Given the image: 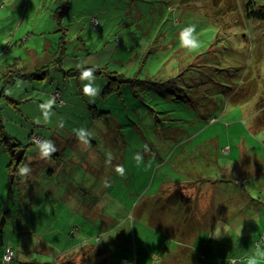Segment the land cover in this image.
<instances>
[{
	"label": "rangeland",
	"instance_id": "obj_1",
	"mask_svg": "<svg viewBox=\"0 0 264 264\" xmlns=\"http://www.w3.org/2000/svg\"><path fill=\"white\" fill-rule=\"evenodd\" d=\"M193 1L180 6L178 16L181 25L196 26L198 50L190 53L180 45L176 27L173 36L165 35L151 47L140 76L154 83L124 84L122 89L127 91L122 97L106 98L101 91L91 102L83 93L86 82L68 78L65 72L86 60L85 67H108L132 77L143 54L135 16L139 6L155 5L152 0H0V77L11 68L14 72L7 77L16 75L17 69L29 73L40 67L50 73L46 79L34 83L28 79L5 92L0 90L1 113L8 119L0 118V128L4 127L8 137L20 140L34 131L31 144L50 139L65 159L72 155L76 141V145L82 144L73 129L85 128L90 133L88 140L94 136L95 114L90 107H95L111 112L127 146L121 148L118 143L110 151L107 174L102 171L103 177L97 180L83 177L86 171L78 162L76 179L67 167L74 163H60L63 168L58 169L56 162L49 166L54 179L47 176L45 181L40 174L45 169L41 163L46 161L28 160L31 173L25 179L20 176L21 193L34 183L39 184L38 189L46 184L53 197L43 200L45 195L39 194L41 200L37 198L36 206L25 215V229L15 230L10 222L6 225L4 234L16 255L12 264L51 263L65 250L69 253L62 261L71 264H243L256 245L264 243V23L250 22V29L245 28L244 4L248 0ZM256 1L264 4V0ZM226 14L230 26L223 33L220 17ZM153 22L154 17L147 23ZM240 34H248V41ZM59 43L67 48L60 54V66ZM213 46L228 47L222 53L232 54L230 63L235 62L241 74L246 72L241 93L249 95L244 103H227L212 124L201 127L200 114L211 100L222 98L229 86L228 70L224 76L214 71V77H205L201 71L207 68H200V63H194L187 75L185 69L193 62H203L200 58ZM192 79L197 82H188ZM23 86L28 94L25 102L17 95ZM186 94L192 103L183 102ZM52 98L56 103L50 120L45 121L39 105ZM14 101L20 103L18 110L12 106ZM156 141L163 147L159 154L150 147L152 143L156 148ZM84 145L79 151H87ZM145 145L149 152L144 151ZM5 147L0 143V219L2 207H8L9 186L16 180L9 174ZM138 152L144 157L139 167L133 159ZM102 155L109 159V154ZM149 163L151 167H147ZM116 165L124 166V176L115 171ZM37 173L39 177L32 180ZM90 180V192L99 204L92 211L85 208V202L65 195L68 186L77 188L80 183L82 189H77L82 191L83 186L90 187ZM187 180L196 183H175ZM182 189L186 190L182 199H186L174 206L169 195ZM217 221L222 229L218 239L211 237ZM36 244L41 250L52 249L50 254L37 249L27 254Z\"/></svg>",
	"mask_w": 264,
	"mask_h": 264
},
{
	"label": "trees",
	"instance_id": "obj_2",
	"mask_svg": "<svg viewBox=\"0 0 264 264\" xmlns=\"http://www.w3.org/2000/svg\"><path fill=\"white\" fill-rule=\"evenodd\" d=\"M152 2L155 5L152 6V4H150L151 2H148L147 4H145L146 6H142V7L139 6V9L137 10V13L135 16L137 19L135 22V26L137 27V32L141 36V39L143 38L142 44H140L138 47H141L143 49V54H141V57H140L139 68L137 70H135V72L132 75H130L132 77H127L128 75L126 73H122L119 71H115V70L110 71V69L108 67H94L95 68V71H94L95 84L97 85L98 82H100V81L102 82V84L97 85V86L100 88V93H101V91H102V93L104 92V97H106V98L108 97V95H114L113 98L115 96L122 97V93L124 91H127V90L122 89V86L124 84L131 85L134 87L139 82L146 84V85H151L152 83H154L153 81H150V79H145V77L143 75L140 76L143 73V70L145 68V64L147 63V60H148L149 55L151 53V50H152L151 47L155 46L157 41L159 39H161L162 37H164L165 35L166 36L167 35L173 36L174 31L175 32L177 31L176 27H179L180 31L184 27H186L187 25H181V21H180L179 16H178L180 6L182 7V6L187 5V4L189 5V4L195 3L193 0H152ZM244 7H245V9H244V23L248 25V26L244 25L246 29L247 28L250 29V27H249L250 22L264 23V4L259 5L256 0H248L245 2ZM67 9H68V7H67ZM222 14L225 15V13H222ZM153 17L155 18V22L147 23L148 20H152ZM226 17H228L227 14H226V16L220 17L221 23H223L225 25V28L222 25L223 33H226V31L228 30V28L230 26L229 25L230 21L227 22L225 20ZM180 25H181V27H180ZM97 27H100L99 22H98ZM199 29H200V27H198V30ZM248 34H240L239 37L242 36L243 38L246 39L244 41L247 42L248 41V38H247ZM248 37L252 38V34L251 35L249 34ZM204 47H207V46H204ZM57 49L59 51L57 53V58H58V62H60V64H59V66H60L62 64V61H59L60 54L62 53V51L66 50L67 48H64L63 45L61 43H59ZM227 50H228V47H224V46L209 47L207 53H205V55L202 57H206V58L210 59V61L208 59H206V61H205L201 57L200 59H202L203 62H201V61L200 62H193V63L189 64L188 67L185 69V73L187 75L190 70L195 68V66L193 65L194 63H200L201 64V66H199L200 68H207L206 71H201V74H203L205 77H207L208 75H210L211 77H214V71L218 72V74H221L224 76L225 75L224 72L226 70H228V73H226V75H229V77L227 79L229 86L227 87V90H226L224 96H221L222 98H220L219 100L217 99L215 101L211 100L210 104L206 108V111L205 112L203 111L204 113L200 114L198 124L201 127L208 125V124H212L213 119H217L215 117V116H217L216 113H222V108H223V106L227 105V103H231V102L232 103H234V102L235 103H242L243 99H246L248 97L247 95H249V94H244L243 91L241 93V90L244 89L243 84H244V79L246 78V72L244 74H241V72H239V69H237L235 62L230 63V59L232 58V54L230 56L229 55L224 56L225 55L224 51H227ZM201 51H202V48H201ZM222 52H224V53H222ZM228 56L230 59H228ZM189 57H191V55ZM62 58L63 57H61V59ZM233 59L234 58H232L231 60H233ZM225 60H227V61H225ZM228 61H229V63H228ZM203 63L208 64V65L203 66ZM51 64H53V63H51ZM210 65H212V66H210ZM13 66H14V69L16 70L15 67L17 65L15 64ZM13 66L11 65L9 67H13ZM71 66H70V68H72ZM46 67H48V66H46ZM88 67H93V66H88ZM211 67H213V69H211ZM76 68L66 71L65 76H67L68 78L75 77L78 81H81L79 78L80 70L78 68L77 69ZM33 70L35 72H32ZM246 70H248V68ZM8 72H14V70L11 68L10 71H6V73H3L2 77H0V90H1V92H3L5 89H7L9 87L11 88L17 82L21 83L22 81L30 79L34 83L36 80H43V79H46L50 76L49 70H46V69L42 70V69H40V67H39V69L32 68L30 71H28L29 73L20 72L17 69L16 75H14V76L9 75V77H7ZM182 75L184 76L185 74H182ZM140 77L144 78V79H141ZM176 77H179V76L177 75ZM176 77H175V79H177ZM180 77H182V76H180ZM97 78H100V80H97ZM102 79H104V80H102ZM84 82H86V81H84ZM188 82L195 84L197 81L192 79L191 81H188ZM188 82H186L187 83L186 85H188ZM78 84H79V82H78ZM204 84H205V82H204ZM33 87H35V86L33 85ZM23 90H24V92H23ZM56 90L60 91L59 89H56ZM1 94L2 93H0V95ZM58 94H60L62 100H64L63 99L64 97H63V94L61 93V91H60V93L58 92ZM17 95H20V97L18 98L19 101H21V97H22V100L25 102L26 96L28 95L26 87L23 86L22 88L18 89ZM183 96H181L180 98H183ZM185 98H186V101H183V102H187V100H188L189 101L188 103H192L191 98L187 94L185 95ZM180 100H183V99H180ZM16 102L17 101L13 102L15 104V106L20 104L19 102H17V104H16ZM63 104L60 106H63ZM188 106H189V104H188ZM90 109H92V112L95 114V117L93 118V122H92V125L94 126V128L92 129L94 136L91 137V139H89V143L86 144V146H88L87 151H86V149H82L85 151H79V149L81 147H85V145L83 143L82 144L77 143V145H76V142H77L76 141L73 145V149H71L72 155H70L69 157L64 159L62 157V153H60V149H58V151L56 153H54L51 158L53 160L52 163L58 162V166H57L58 169L63 168L62 164H60V163H64V162L74 163L71 165H67V167L70 169L69 171L73 172L71 174H75L74 169L77 168V166L75 164H76V162H78V165L81 166V168L83 167L85 169L83 172L86 171V175H83V177H87V178L92 177V179L95 178L97 180V179H100L101 177H103L100 175V173L102 171L106 170L107 168H109V164L107 162L108 159H107V157L105 158V156H103L102 153L104 152L106 154H110L111 153L110 151L114 147H116L118 143L121 145V148H127V146L123 142V136L121 137L120 128H119V125L117 124L118 122H117V120H115V118L113 117L111 112L110 113L109 112H100L95 107H90ZM2 117L3 116L1 113V109H0V118L3 119ZM195 118H197V117H195ZM184 121H185V119H184ZM110 122H111V124H110ZM215 122H213V123H215ZM137 130L141 132V129L138 126H137ZM171 131L173 132V129H171ZM33 132L34 131L31 132L30 136L33 134ZM173 134H174L173 136H176V138H177L178 134H176V135H175V133H173ZM1 135H2V140L0 141V143H4V145L6 146L5 148L6 149L8 148L7 151H9V155L11 157V163L9 165V169H10L11 173L15 176V179H16L13 184L11 183V187L9 188V194H8V198H7L8 201L6 200L7 203H5V205H8V207H6L4 205L5 206L4 207V211H5L4 215L7 217V224H8V222H10L13 229H15V230H17V229L19 230V229H23V228L25 229V225H24V221H26L25 215L26 214L28 215L30 213V210H32V207L34 208L36 206L35 202H36L37 198L39 200H41V198L39 197L40 196L39 194L45 195V196H42L43 200H45L46 196H47V199L50 200L49 192H48L49 187H46V184H45L42 187V189H38L36 187V185H39V184L34 183L30 190H26L24 188V190H25V192H23L24 195H23V193H21V190H20L21 189L20 188L21 177L17 172L18 168L16 169V167L15 168L12 167V165H13V159H12L13 153L15 155V153H17L18 149L19 150L22 149L25 154H30L31 155L30 158L32 159V158H36L38 156L37 155L38 149L35 145H33L31 143L26 144V142L28 141L30 136L27 139H22V140H20V139L18 140L17 138H15V137L13 138L11 136L8 137L7 134L5 133L4 127H3V130L1 129ZM110 136H112V138H109ZM152 139L154 140V138H152ZM149 140H151V139H149ZM175 140H177V139H175ZM154 146L155 147L157 146V147L153 148L152 143H150L151 151L154 154H155V152L157 154H159V152L161 151V149L163 147L161 145H159L158 142L155 143ZM79 154H81V156H84V158L79 157ZM46 172H48V171H46ZM66 173H67V171H66ZM104 174L105 175L107 174V170ZM49 175H50V171L47 173L46 176L43 177L42 180L46 181L47 178H49V177H47ZM73 177H75V179H76L79 176L75 174V175H73ZM22 178L25 179L24 177H22ZM51 179L53 180L54 176ZM172 180H174V179H172ZM16 181H17L18 185L16 184ZM175 183L176 184L177 183H186V184L190 185V183L195 184L196 181L195 182L192 180H187L185 182L184 181H180V182L175 181ZM88 185H90V187H88L86 189V187L83 186L82 191H79L82 189V185L80 183L77 185V188L79 190L76 187L72 186V190L69 192V195H72L73 199H75L79 202H85V208L88 211H92V210H95L96 206H98L99 204H97V198H96L95 194H92L90 192V190L92 188L91 180L89 181ZM29 187H31V186L29 185ZM70 188H71L70 186L67 188V192H65L66 196H67ZM45 190L47 192H45ZM105 191H107V190L104 189V192ZM104 192L102 194L100 193V195H103ZM170 197L172 199V203L174 206H176L181 201H184V199H182L183 195L179 191L173 192L172 194L169 195V198ZM77 204L82 205L81 203H77ZM173 205H171V206H173ZM79 207H82V206H79ZM10 212H12L11 219H10ZM18 221L23 224V227L17 226V225H19Z\"/></svg>",
	"mask_w": 264,
	"mask_h": 264
},
{
	"label": "clouds",
	"instance_id": "obj_3",
	"mask_svg": "<svg viewBox=\"0 0 264 264\" xmlns=\"http://www.w3.org/2000/svg\"><path fill=\"white\" fill-rule=\"evenodd\" d=\"M179 40H180V45L190 53L195 52L200 47V41L197 37L196 26L194 24H190L184 27L180 31ZM87 63L88 61L86 60L82 61L81 63L77 64V68L80 70V76H79L80 80L82 82L86 81V83L83 84V93L85 96H88L90 98L91 102H94L95 97H97L100 93V88L95 84V76H94L95 68L85 67ZM17 86H19V82ZM55 103H56L55 99L52 98V99H47L44 103H41L39 105V108L41 110L42 116L45 121L50 120L52 115V107ZM37 122H39V118H37ZM59 126L63 127L62 121L59 123ZM73 131L80 142L84 144L89 143L88 137L90 133L85 128L81 127L79 129H73ZM35 143L38 149V154L41 159H50L53 156V154L58 151L55 143L50 139H43V140L37 139ZM144 151L145 152L150 151L148 145L144 146ZM133 159L135 160L136 165L138 167L144 164L143 154L139 152L134 154ZM108 162L109 163L111 162V154H109ZM147 167H151V163H149ZM115 171L120 176L125 175V168L123 165H116ZM17 172L21 177H26L30 175L31 168L29 167L28 164H21L18 167ZM221 236H222L221 225L220 222L217 221L216 229L212 233L211 237L218 239ZM243 264H264V243L257 244L255 251L245 258Z\"/></svg>",
	"mask_w": 264,
	"mask_h": 264
},
{
	"label": "crops",
	"instance_id": "obj_4",
	"mask_svg": "<svg viewBox=\"0 0 264 264\" xmlns=\"http://www.w3.org/2000/svg\"><path fill=\"white\" fill-rule=\"evenodd\" d=\"M13 106V108H15L16 110H18L17 108H16V106H15V104L14 105H12ZM2 116H3V119L5 120V122H7L8 121V119H7V117H5L3 114H2ZM15 138H17L18 140H19V138L18 137H15ZM5 150H6V160H7V163H8V161H9V165H10V163H11V157H10V155H9V151H7L8 150V148L6 149L5 148ZM34 159H40L41 161H46V163H41V166H43L44 165V167H45V169H44V171L40 174V177H44V176H46L47 175V172L46 171H49V166L51 165V164H53L52 162H53V160H52V158L51 159H41L40 158V156H37L36 158H32L31 160H34ZM10 170V169H9ZM38 173H40V170L38 171ZM38 173L36 174V175H34V177H33V179L32 180H34L36 177H39V175H38ZM9 174L11 175L12 173H11V171L9 172ZM52 176H54L53 175V172L52 171H50V175H49V177H50V179L52 178ZM14 182H12V184H13ZM177 184H183V183H177ZM184 184H186V183H184ZM51 185V187L52 188H55V190H56V185H55V183L54 182H52V184H50ZM69 187V186H68ZM9 188H10V186H9ZM169 189V188H168ZM200 190H201V188H199ZM72 190V188H70V190L69 191H71ZM45 192H47L46 190H45ZM48 192H49V198L51 199L52 197H53V191H52V189H50V191L48 190ZM67 192V191H66ZM180 193H182V195H183V197H186V190L185 189H182V191H179ZM172 194V193H171ZM68 195H69V192H68ZM68 197V196H67ZM65 199H67V198H65ZM186 199V198H185ZM184 199V200H185ZM4 214H5V211H4V207H2V209H1V216L3 217L4 216ZM2 217H1V219H2ZM1 219H0V221H1ZM25 222V224H26V221H24ZM30 228V227H29ZM24 229V228H23ZM22 229V230H23ZM18 230V229H17ZM5 233V232H4ZM71 234H73V231L71 230L70 231V236H72ZM11 244L12 245V243L10 242V240H7V238L5 237V234H4V244L2 245V246H0V264H9V263H5V262H3V260H2V256H3V254H4V252H5V246L7 245V244ZM43 249L41 250V247H40V244H36V246H34V247H32V249L29 251H26L27 252V254H30V252L32 251V252H35V249H37L38 251L37 252H41V253H45V254H50V251L52 250H49L48 248H44V247H42ZM69 253V251H67V250H65V251H62L61 253H59V256L57 257V259H55V261H53V262H51V263H47V262H45V263H47V264H71V263H68L67 261H62V258L64 257V256H66L67 254ZM10 264H12V263H10ZM30 264H41V262H39V261H36V262H34V263H30Z\"/></svg>",
	"mask_w": 264,
	"mask_h": 264
},
{
	"label": "water",
	"instance_id": "obj_5",
	"mask_svg": "<svg viewBox=\"0 0 264 264\" xmlns=\"http://www.w3.org/2000/svg\"><path fill=\"white\" fill-rule=\"evenodd\" d=\"M24 151L21 149L18 151L17 153V158L16 161L17 163L20 162V160L22 159V155H23ZM14 175L12 176V180L14 179ZM7 225V217L4 215L0 221V246H2L4 244V231H5V227Z\"/></svg>",
	"mask_w": 264,
	"mask_h": 264
},
{
	"label": "built area",
	"instance_id": "obj_6",
	"mask_svg": "<svg viewBox=\"0 0 264 264\" xmlns=\"http://www.w3.org/2000/svg\"><path fill=\"white\" fill-rule=\"evenodd\" d=\"M15 250L13 246L9 243L5 246V252L3 254L2 260L5 263H11L15 260Z\"/></svg>",
	"mask_w": 264,
	"mask_h": 264
},
{
	"label": "flooded vegetation",
	"instance_id": "obj_7",
	"mask_svg": "<svg viewBox=\"0 0 264 264\" xmlns=\"http://www.w3.org/2000/svg\"><path fill=\"white\" fill-rule=\"evenodd\" d=\"M27 143H31L30 142V138L28 139V141L26 142V144ZM32 147V146H31ZM19 150V149H18ZM17 150V151H18ZM18 153V152H17ZM17 153H15V155H14V153H13V156H12V159H13V165H12V167L13 168H15L16 167V169L21 165V164H27L28 163V160L30 159V157H31V155L30 154H25V153H23V155H22V159L20 160V162L19 163H17V161H16V158H17Z\"/></svg>",
	"mask_w": 264,
	"mask_h": 264
}]
</instances>
